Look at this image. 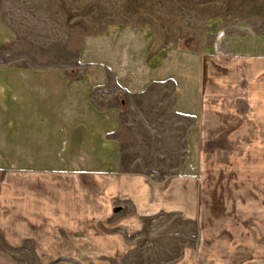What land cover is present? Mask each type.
Masks as SVG:
<instances>
[{"label":"rangeland","instance_id":"374dc122","mask_svg":"<svg viewBox=\"0 0 264 264\" xmlns=\"http://www.w3.org/2000/svg\"><path fill=\"white\" fill-rule=\"evenodd\" d=\"M0 18L15 31L0 66L73 75L80 37L107 24L149 26L163 42L193 46L215 33L264 34V0H0ZM221 118L188 216L149 214L150 187L133 182L140 172L151 182L153 171L131 159L102 177L24 171L26 155L8 157L12 167L0 153V264H264V123Z\"/></svg>","mask_w":264,"mask_h":264},{"label":"crops","instance_id":"0c3cea01","mask_svg":"<svg viewBox=\"0 0 264 264\" xmlns=\"http://www.w3.org/2000/svg\"><path fill=\"white\" fill-rule=\"evenodd\" d=\"M14 35L0 18V46ZM77 63L73 75L0 66L5 163L22 154L20 170L114 177L131 159L133 169L153 171L151 182L141 172L133 182L150 187L148 213L188 216L221 116L264 123V34L215 33L179 46L149 26L111 23L80 37Z\"/></svg>","mask_w":264,"mask_h":264},{"label":"water","instance_id":"95a60500","mask_svg":"<svg viewBox=\"0 0 264 264\" xmlns=\"http://www.w3.org/2000/svg\"><path fill=\"white\" fill-rule=\"evenodd\" d=\"M120 210H121L120 207H118V208L115 209L116 212H118V211H120Z\"/></svg>","mask_w":264,"mask_h":264}]
</instances>
